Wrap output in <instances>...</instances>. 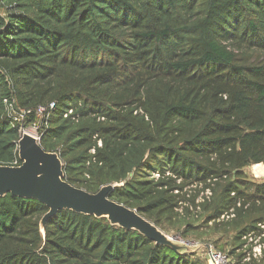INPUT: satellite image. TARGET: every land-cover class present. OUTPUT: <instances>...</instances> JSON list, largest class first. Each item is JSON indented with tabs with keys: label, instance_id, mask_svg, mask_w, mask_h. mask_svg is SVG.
<instances>
[{
	"label": "trees",
	"instance_id": "1",
	"mask_svg": "<svg viewBox=\"0 0 264 264\" xmlns=\"http://www.w3.org/2000/svg\"><path fill=\"white\" fill-rule=\"evenodd\" d=\"M53 104L64 180L227 264H264V0H0V166ZM36 121L33 112L21 127ZM0 198V264H210L106 219ZM260 247V257L253 249Z\"/></svg>",
	"mask_w": 264,
	"mask_h": 264
},
{
	"label": "water",
	"instance_id": "2",
	"mask_svg": "<svg viewBox=\"0 0 264 264\" xmlns=\"http://www.w3.org/2000/svg\"><path fill=\"white\" fill-rule=\"evenodd\" d=\"M17 154L20 166H0V198L9 194L44 205L47 213L39 222L42 234L46 222L59 211H71L106 219L111 226L125 231H135L177 255H192L202 248H209L208 245L190 247L178 243L175 237L164 234L135 210L111 200L110 193L121 185L104 186L94 194L70 185L64 180L63 165L58 154L43 150L34 137L20 134ZM205 259L210 263V250Z\"/></svg>",
	"mask_w": 264,
	"mask_h": 264
},
{
	"label": "built area",
	"instance_id": "3",
	"mask_svg": "<svg viewBox=\"0 0 264 264\" xmlns=\"http://www.w3.org/2000/svg\"><path fill=\"white\" fill-rule=\"evenodd\" d=\"M4 105L6 106V112L8 114V117L11 119V121L14 124H20L19 133L23 134L27 131H31L33 134V137L39 142L41 136L43 135L47 125H48V119L51 113V110L53 109V104H48L47 106H39L34 111H23V110H17L13 106V102H7L4 101ZM33 114L36 117V121L28 128L24 129L21 127L23 119L31 114ZM227 259L222 256L220 253H211V259L210 264H226Z\"/></svg>",
	"mask_w": 264,
	"mask_h": 264
},
{
	"label": "rangeland",
	"instance_id": "4",
	"mask_svg": "<svg viewBox=\"0 0 264 264\" xmlns=\"http://www.w3.org/2000/svg\"><path fill=\"white\" fill-rule=\"evenodd\" d=\"M253 166H250L248 168L245 169V173L248 174L250 177H252L253 179H255L256 181H262L264 180V176L262 177H258L257 175L254 174L253 172ZM170 235V234H169ZM168 235V236H169ZM173 236H175V239L178 243H182V244H185V245H188L190 247H200V246H203V244H199L198 242H193V241H183L181 240L178 235L176 234H172ZM169 237H172V236H169ZM208 250H210L211 253H220L218 252L217 250H215L212 246H208ZM208 250L205 249V248H202V250H200L197 254L206 258V256L208 255ZM253 253H254V257H257L259 258L260 257V247L257 246L253 249ZM221 254V253H220ZM222 256H224L223 254H221ZM225 257V256H224ZM226 258V257H225ZM228 263V261H227ZM226 263V264H227Z\"/></svg>",
	"mask_w": 264,
	"mask_h": 264
},
{
	"label": "bare ground",
	"instance_id": "5",
	"mask_svg": "<svg viewBox=\"0 0 264 264\" xmlns=\"http://www.w3.org/2000/svg\"><path fill=\"white\" fill-rule=\"evenodd\" d=\"M25 134L33 137L31 131H27L25 132ZM252 168L255 175H257L258 177L264 176V165H257V166H253Z\"/></svg>",
	"mask_w": 264,
	"mask_h": 264
}]
</instances>
